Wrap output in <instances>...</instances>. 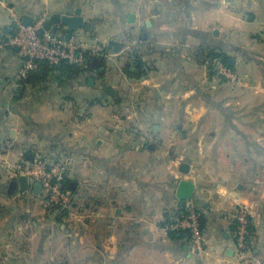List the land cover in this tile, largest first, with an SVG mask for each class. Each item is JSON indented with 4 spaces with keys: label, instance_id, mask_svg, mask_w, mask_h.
Here are the masks:
<instances>
[{
    "label": "crops",
    "instance_id": "crops-1",
    "mask_svg": "<svg viewBox=\"0 0 264 264\" xmlns=\"http://www.w3.org/2000/svg\"><path fill=\"white\" fill-rule=\"evenodd\" d=\"M2 1L0 264H237L241 203L255 204L250 243L264 257V72L239 75L264 0ZM77 10L88 27L71 36L94 53L92 67L43 66L39 79L17 81L26 58L2 45L17 22ZM203 47L235 60V87L197 60ZM36 151L67 161L75 207L63 217L40 207L30 180L8 191L10 168ZM181 179L194 184L202 257L161 228L179 213Z\"/></svg>",
    "mask_w": 264,
    "mask_h": 264
},
{
    "label": "built area",
    "instance_id": "built-area-1",
    "mask_svg": "<svg viewBox=\"0 0 264 264\" xmlns=\"http://www.w3.org/2000/svg\"><path fill=\"white\" fill-rule=\"evenodd\" d=\"M0 4L6 7L4 1ZM46 17L41 16L34 22L24 25L20 21L16 24L15 33L2 45L18 47L22 56L28 57L16 75L17 81L25 80L30 72L37 71L40 61L49 68H56L60 64L69 66H83L86 61L85 49L82 41L75 36L65 39L63 36L52 34L44 27ZM213 70L217 76L228 81H236L235 72L222 61H215ZM15 175H23L33 183H39V191L45 196L47 204L54 207L55 211L68 207L70 192L63 188V183L68 172L66 159H47L42 153L34 152L31 159L16 165ZM183 209L171 217L169 222L161 228L167 233H187L190 250L198 257L208 252L203 231L200 225V211L190 200L182 205ZM66 209V208H65ZM255 217L254 203H241L236 205L233 218L235 221V257L237 264H264V257L252 252L250 243L251 226Z\"/></svg>",
    "mask_w": 264,
    "mask_h": 264
},
{
    "label": "water",
    "instance_id": "water-1",
    "mask_svg": "<svg viewBox=\"0 0 264 264\" xmlns=\"http://www.w3.org/2000/svg\"><path fill=\"white\" fill-rule=\"evenodd\" d=\"M134 19V14L129 15L128 21L132 22ZM24 25L27 24V22H23ZM148 24V23H147ZM58 25L64 26L65 30L67 31L65 34V39H69V37L72 35V33L77 30L78 28L81 27H88L84 20L83 17L80 15L79 10L75 12V14H61V13H54L51 15L49 21L44 23L43 29H41L39 32L41 33L45 29H50L52 34L56 33V28ZM216 33V32H215ZM19 50V48L17 47ZM26 59L28 57H25ZM235 60L228 58L227 59V64L228 65H234ZM44 72L43 68V61H40V67L37 70V74L41 76ZM92 78H89V81H91ZM21 87L19 86L18 89ZM18 185V188L21 191H26L28 190L30 183L29 180L26 176H19L17 178V181H11L9 184V190H15L16 186ZM34 189L39 190L40 189V184L39 183H34ZM194 191V184L186 179H181L176 187V198L180 200L181 205L184 204L186 200H189L192 197Z\"/></svg>",
    "mask_w": 264,
    "mask_h": 264
},
{
    "label": "rangeland",
    "instance_id": "rangeland-1",
    "mask_svg": "<svg viewBox=\"0 0 264 264\" xmlns=\"http://www.w3.org/2000/svg\"><path fill=\"white\" fill-rule=\"evenodd\" d=\"M248 11H251V10L249 9ZM250 13L251 12H248L247 14H250ZM260 30H261L260 32H259V30L252 32L255 35L254 40H252V41H246L245 40V44L250 45V46H249V48H245L244 51L242 50L241 53L243 52V54L239 55L240 56V66H242L241 70H239V75H240V78L242 77L244 79L241 78L242 79L241 80L239 78V76L236 74L238 76L237 80L233 81V82L230 81V87H233V86L235 87L239 83L240 80H241V82H247V79H249V82H251V79L254 78V76H256L257 74H260L259 72H256L257 65H259L260 68H262L259 70H262V72H264V32H263L264 27H263V24H262ZM261 93H263L261 95H264V92H261ZM124 110L126 111V109H124ZM33 154H32V156H33ZM61 158H63V157L59 156V157L55 158V160L61 159ZM26 161L27 160H22V162H18L17 164H15L14 166H12L10 168L11 169L10 172L13 173V175H14V176L12 175L11 178L16 179L19 176H21V175H15L16 174L14 172L16 169L15 167H16V165L21 164V163H25ZM263 174H264V169H263ZM6 181H8V180H6ZM31 183H33V181H31ZM263 184H264V182H263ZM257 185H259V183H257ZM8 191L10 192L9 186H8ZM12 191H14V190H12ZM39 193H40V195L38 197V202H39L40 207L41 206L44 207L45 210L52 213L56 218L60 217L59 212L55 211L54 207L47 204L45 196L43 195V193L40 191H39ZM74 201L75 200L73 199L72 193H71L70 194V203H69L68 207H64V208H66L69 212H71L72 209H74V207H75ZM61 217H63V216H61Z\"/></svg>",
    "mask_w": 264,
    "mask_h": 264
},
{
    "label": "trees",
    "instance_id": "trees-1",
    "mask_svg": "<svg viewBox=\"0 0 264 264\" xmlns=\"http://www.w3.org/2000/svg\"><path fill=\"white\" fill-rule=\"evenodd\" d=\"M204 50V56H198L197 55V60L200 62V63H203V64H206L209 68H213V65H214V62L215 61H222L224 64H226L227 66L231 67L230 65L227 64V59L229 58L228 55H226L225 52H222L220 50H217L216 48H209V47H203L202 48ZM85 54H86V61H85V66L82 67V66H69V65H66V64H60L59 66V69L60 70H64L65 68H72V67H79V68H89V67H92V61L93 59H95L96 57L94 56V53H91V51H85ZM139 59H137L136 61L138 62ZM140 64V61L138 62ZM141 65V64H140ZM139 65V66H140ZM43 66L47 69L48 66L46 64H43ZM56 67V68H57ZM232 68V67H231ZM125 71L132 75H136V74H139L138 73H135L134 71H130L129 69H127V67L125 68ZM220 79H225L223 77H220L218 76ZM35 79H39V75L37 74V71H33V72H30L27 76V78L25 80L22 81V83H26V82H29V81H32V80H35ZM63 188L67 191L70 192L71 194V185L69 183V180L65 177V180H64V183H63ZM183 206L181 205V207L179 208V212L182 211V208ZM55 209V208H54ZM57 211L59 212V216H65L68 212L67 209L65 208H61V209H57ZM171 220L170 218V215H166L165 216V220L161 223V226L164 225V223L166 222H169ZM199 221H200V225H201V228L203 226V220H202V216L200 214V218H199ZM169 235L175 237L176 236V233H168ZM187 236V233L185 231H181L179 233V237H185Z\"/></svg>",
    "mask_w": 264,
    "mask_h": 264
}]
</instances>
